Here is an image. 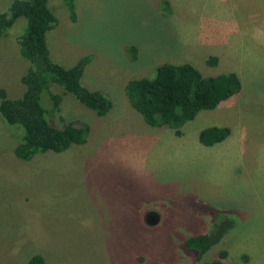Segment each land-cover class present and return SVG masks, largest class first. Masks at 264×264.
Segmentation results:
<instances>
[{"label": "rangeland", "instance_id": "rangeland-1", "mask_svg": "<svg viewBox=\"0 0 264 264\" xmlns=\"http://www.w3.org/2000/svg\"><path fill=\"white\" fill-rule=\"evenodd\" d=\"M12 1L0 0V12ZM46 5L56 20L45 34L50 59L68 68L88 56L80 83L111 108L97 117L48 85L40 94L47 122L86 126V142L26 160L13 155L21 130L0 118V264L32 256L43 264H209L220 251L227 262L264 264V0H74L73 19L61 0ZM24 23L17 18L0 38L9 100L24 91L28 64L16 43ZM183 63L203 77L232 72L240 91L176 137L144 125L123 91L158 65ZM49 95L60 99L54 113ZM208 127L229 135L204 147L197 135ZM223 217L233 228L198 260L181 247Z\"/></svg>", "mask_w": 264, "mask_h": 264}, {"label": "trees", "instance_id": "trees-1", "mask_svg": "<svg viewBox=\"0 0 264 264\" xmlns=\"http://www.w3.org/2000/svg\"><path fill=\"white\" fill-rule=\"evenodd\" d=\"M70 19L74 17V0H61ZM17 18L24 19V32L16 38L18 54L27 62V69L20 77L24 91L17 99L9 100L0 89V118L8 126L21 130L13 155L26 160L36 152L61 153L70 145L86 142L87 127L68 121L59 127L48 123L40 105V94L48 85H58L76 101L97 117L105 116L110 100L99 91L83 87L80 79L89 57L79 58L68 68L62 67L49 57L45 34L53 29L56 20L46 5V0H13L4 12H0V38ZM129 60H135L136 50H126ZM215 59L208 58L207 63ZM240 91V81L232 72L214 77H203L190 64H161L155 67L152 78L129 80L124 86L125 98L148 127H166L174 136L181 135V127L201 111L213 110L220 102ZM51 111L58 110L59 97L49 95ZM52 111V112H53ZM53 112V113H54ZM60 119V118H59ZM229 129L208 127L200 130L197 141L204 147L222 142ZM233 228V221L223 217L213 223L208 231L184 240L181 247L196 252L198 260L211 246L219 242ZM226 252L220 251L217 259L209 264H235L227 262ZM27 264H43L40 256H32Z\"/></svg>", "mask_w": 264, "mask_h": 264}, {"label": "water", "instance_id": "water-1", "mask_svg": "<svg viewBox=\"0 0 264 264\" xmlns=\"http://www.w3.org/2000/svg\"><path fill=\"white\" fill-rule=\"evenodd\" d=\"M145 221L149 226L154 225L157 222L156 215L153 212L147 213V215L145 216Z\"/></svg>", "mask_w": 264, "mask_h": 264}, {"label": "crops", "instance_id": "crops-1", "mask_svg": "<svg viewBox=\"0 0 264 264\" xmlns=\"http://www.w3.org/2000/svg\"><path fill=\"white\" fill-rule=\"evenodd\" d=\"M131 108V107H130ZM137 130V128H135V131ZM145 136V135H144Z\"/></svg>", "mask_w": 264, "mask_h": 264}]
</instances>
